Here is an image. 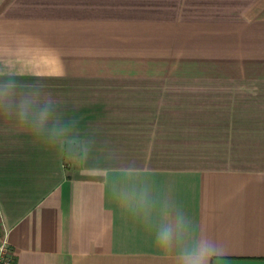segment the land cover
Segmentation results:
<instances>
[{
    "label": "crops",
    "instance_id": "0c3cea01",
    "mask_svg": "<svg viewBox=\"0 0 264 264\" xmlns=\"http://www.w3.org/2000/svg\"><path fill=\"white\" fill-rule=\"evenodd\" d=\"M51 14L61 25L139 26L132 32L160 40L181 35L203 57L218 58L193 71L248 89L236 100L250 107L227 115L247 122L234 127L239 144L217 146L227 159L201 161L126 158L161 152L162 145L131 146L125 126L116 129L120 142L113 130L70 131L64 124V135H31L0 113V240L7 239L14 264H175V254L158 251L118 203L126 189L167 202L193 235L219 241L223 253L213 264H264V125L254 123L264 121V0H0V41L3 34L32 38L33 26L49 24ZM6 59L0 48V82L12 79L18 91H32Z\"/></svg>",
    "mask_w": 264,
    "mask_h": 264
},
{
    "label": "rangeland",
    "instance_id": "374dc122",
    "mask_svg": "<svg viewBox=\"0 0 264 264\" xmlns=\"http://www.w3.org/2000/svg\"><path fill=\"white\" fill-rule=\"evenodd\" d=\"M33 28L28 39L10 41L3 34V57L16 67L18 82H32V91L43 92L42 82L55 94V113L66 114L67 119L58 120L70 131L77 126L113 130L114 140L120 142L116 129L125 126L131 146L162 145L161 152L123 154L134 160L227 159L229 154L217 151V146H233L242 139L234 136V127L247 122L229 116L246 110L236 99H242L248 89L193 71L194 66L218 62L217 57H203L195 42L181 35L160 40L153 33L132 32L133 26L61 25L53 14L49 24ZM254 123L264 125L263 120ZM72 159L64 157L69 165Z\"/></svg>",
    "mask_w": 264,
    "mask_h": 264
},
{
    "label": "clouds",
    "instance_id": "9594fccd",
    "mask_svg": "<svg viewBox=\"0 0 264 264\" xmlns=\"http://www.w3.org/2000/svg\"><path fill=\"white\" fill-rule=\"evenodd\" d=\"M20 87L12 79L0 82V113L15 117L18 126L28 134L64 135L56 119L55 94L42 82L43 92H21ZM118 203L140 220L158 251L175 254V264H213L223 253L219 241L208 234L193 235L182 212L173 213L167 202L158 204L147 191L122 190Z\"/></svg>",
    "mask_w": 264,
    "mask_h": 264
},
{
    "label": "built area",
    "instance_id": "2783aa9c",
    "mask_svg": "<svg viewBox=\"0 0 264 264\" xmlns=\"http://www.w3.org/2000/svg\"><path fill=\"white\" fill-rule=\"evenodd\" d=\"M0 264H14V258L5 237L0 240Z\"/></svg>",
    "mask_w": 264,
    "mask_h": 264
}]
</instances>
